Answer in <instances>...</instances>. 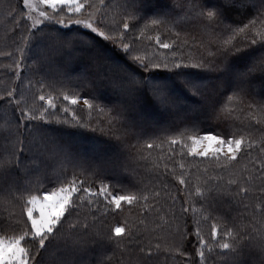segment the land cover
Here are the masks:
<instances>
[{"label": "snow or ice", "instance_id": "obj_1", "mask_svg": "<svg viewBox=\"0 0 264 264\" xmlns=\"http://www.w3.org/2000/svg\"><path fill=\"white\" fill-rule=\"evenodd\" d=\"M40 3L51 12L40 11L38 18L31 14L32 0H23L27 11L19 19L11 4L5 6L15 28L31 21L16 48L19 59L7 67L19 69L26 51L42 45L34 63L40 65L37 71L47 72L37 81L34 101L39 107L23 96L17 99L14 88L0 94L8 116L0 124V190L11 196L4 203L12 204L0 220V264H159L162 255L192 259L184 249L187 228L181 223L189 211L212 221L208 240L201 221L196 222L198 264H208L210 255L219 264H264V0ZM53 22L62 27H50ZM73 24L81 27L68 29ZM149 27L170 31L171 42H162L157 32L155 43L181 54L163 61L141 54L128 33L143 36ZM80 100L82 110L97 113L94 122H81L76 113L67 119ZM61 111L64 119L58 116ZM193 114L232 131L201 134L196 122L188 126ZM180 123L185 127L175 135H153ZM89 135L91 153L76 143L77 137ZM164 143L171 153L168 160L179 145L182 156L210 160L213 170L230 178L221 184L223 177L212 182L197 175L190 187L184 163L177 176L168 163L161 165L164 156L150 159ZM130 157L148 165L157 179L173 175L184 186L183 196L151 181L126 190L94 179L118 178L128 170ZM214 193L242 206L240 215L246 213L248 223L229 226L204 204L199 210L190 204L193 195L210 204ZM125 205L129 210L136 206L141 215L110 225L108 217L123 212ZM149 215L154 216L151 227Z\"/></svg>", "mask_w": 264, "mask_h": 264}, {"label": "trees", "instance_id": "obj_2", "mask_svg": "<svg viewBox=\"0 0 264 264\" xmlns=\"http://www.w3.org/2000/svg\"><path fill=\"white\" fill-rule=\"evenodd\" d=\"M112 0H109L111 2ZM107 2V0H106ZM183 2V0H181ZM53 28H56L53 26ZM59 28V27H58ZM79 27H70L68 29H75ZM68 29H64L65 31H68ZM177 31H183L185 29L177 28ZM86 31V30H85ZM154 31V32H153ZM160 32L161 33V41L162 42H169L174 39V36L171 34L170 31H166L164 28L152 30L151 27L149 29L145 30V33L143 36H140L138 32L136 33H128V39H131L133 36H135V43L134 47L136 45L141 44L144 48L147 50L151 51L152 49H155L154 52L159 51L160 53L159 56L162 58H155L158 60L163 61L164 58H170L166 57L167 55H170L171 52H174L176 56H179L181 54V50L178 49H162L159 47V45H156L154 43V39L156 36V33ZM127 42V40H126ZM109 47H112V45H109ZM40 48L41 46L35 48L34 51L29 52L27 51V60L26 62H33L32 67L39 68L40 65L38 63H34V61L37 60L38 56L40 55ZM171 51V52H170ZM4 49L2 50L0 48V53H3ZM189 52V49L185 47L182 50L183 55H187ZM119 55V53H118ZM1 59V55H0ZM24 66H22V71L24 70ZM47 72V68L44 69V72H40L39 74L42 76ZM13 72H9L7 67H0V79L4 80V84L6 88H11V82H15ZM3 86H0V91L4 92L5 90L2 89ZM0 92V94H2ZM59 103V102H58ZM0 108L2 110V113L0 111V116L3 119H7L8 116L6 115V104L3 101H0ZM5 112V113H4ZM11 110L7 109V113L9 114ZM18 115V114H17ZM0 117V124L2 122V118ZM190 124L192 122H196L199 126V128H202L206 131H211L214 133H225V132H230L232 129L227 128L225 125L217 123L214 120L211 119H206L203 114H194L189 118L188 121ZM184 123H182L180 126H182ZM250 130V129H246ZM69 132L75 131L74 129H68ZM259 133L257 132V135ZM84 138L90 139L89 136H85ZM160 141H157V143ZM173 149L176 153V155L171 159L168 160L167 157L171 155L169 151V145L165 144L162 145V148H155L152 150V155L150 159H154L160 156H164L165 160L160 161L161 165L164 163H168L169 168H175L176 169V175L181 174V169L179 168V163H184L185 169L183 171H186L190 174L188 177L191 181L192 185L196 183L195 177L199 175L201 179L205 178H213L212 182H216L214 178L216 177H223L222 180L219 182L221 184H226L227 180L230 178L226 172H221L219 169L213 170L210 165L211 161L207 159H201L199 157L193 158L188 155H181L177 151L178 146H173ZM258 152V149L254 150L253 154L255 155ZM127 155V154H126ZM127 166L128 170L127 172H123L118 178L113 177V176H107V177H96L94 179H101L105 181L111 182L113 185H119L120 187H124L126 190H131L133 188V185L137 184L138 181H143V183H148L149 181L156 183L159 186L166 184L168 186V190L172 193H177L180 196H183L184 194V186L180 185L178 180L171 174L166 175V176H160L158 179L156 177L155 173H150L148 169V165H146L143 161H139L135 159V157H130L127 159ZM209 168V171L207 173H204V169ZM161 171H163V167H161ZM97 185H93V187H96ZM117 191L119 188L116 189ZM194 192V187L192 188ZM2 195V196H1ZM4 200L11 201V196L9 193L6 191L0 190V220L4 219L5 217L8 216L9 211L12 210V204L11 203H4ZM161 204H164V200H161ZM190 204L196 208V209H201L202 204H204L205 207L210 208L212 215L215 217H223V221L221 223H227L229 226H232L241 220H243L244 223H248L249 218L247 214L245 213L244 216L242 217L240 213L245 212V210L242 208V206H238L234 201L231 200L230 197L227 195H216L215 193L213 194L212 200L210 204H205L204 201H202L200 198L196 197L193 195L190 198ZM185 207H189L188 204L184 205ZM179 207H180V202L178 201L177 203V212H179ZM5 208L8 209V211L5 210ZM18 208V207H17ZM166 211V209H163ZM16 211V209H15ZM116 215H119L117 220H110V218H114L113 216L108 217V223H114V222H122L125 218L127 219H133L139 215H141V211L139 208L136 206H133L130 210L127 205L124 206V211L117 213ZM115 215V216H116ZM154 219L153 215H149L148 220H149V226L151 227L152 220ZM121 220V221H120ZM197 221H201L200 227L202 228V234L205 238V240L209 239V232H210V224L212 221H207L204 222L202 221V215L198 211L196 213H193L192 211H189L185 214H183L182 217V226L187 228V240L184 242V249L187 251V253L192 257V259H188L187 257H180V256H165L162 255L159 258V264H198L199 257L196 255V250L199 247L196 235H195V230L197 227ZM156 223H160L159 220L155 221ZM260 225L257 224L256 227H259ZM157 233H153V235H156ZM159 234H163L162 232ZM208 264H219L217 257L215 255H210L208 258Z\"/></svg>", "mask_w": 264, "mask_h": 264}, {"label": "rangeland", "instance_id": "obj_3", "mask_svg": "<svg viewBox=\"0 0 264 264\" xmlns=\"http://www.w3.org/2000/svg\"><path fill=\"white\" fill-rule=\"evenodd\" d=\"M32 2L34 4V8H33L31 14L34 18L39 17L40 11L47 10V11L51 12V9L47 8L44 4L40 3V0H32ZM107 2L112 3V2H114V0H112L111 2H109V0H107ZM8 4H11L13 6V8L15 9L14 14H15L17 19L20 18V13L27 11L26 9H24L23 0H0V48L2 50L4 49L3 53H8V52L12 53L11 57H9L7 55H1L0 67H2V66L7 67L8 65H12L14 62V59H19L20 54L16 51V48L21 43V40H20L21 35L26 34V28L29 27L31 24V21H24L21 23L19 28H15L11 22V18L6 19V7L5 6ZM73 19H75V17H73ZM109 19H111V14H109ZM65 20H67V17H65ZM53 26L56 28L62 27L61 25H57L54 22L50 24V27L53 28ZM70 27H79L80 28L81 26L73 24V25L68 26V28H70ZM9 29H12V31H8ZM6 32H7V36H5ZM169 42H171V41H169ZM154 43H155V39H154ZM41 47H43V46L41 45ZM35 48H37V47H33L31 50H29V52L34 51ZM135 48L138 49L141 54L146 52L147 55L153 59L162 58L158 54V53H160L159 51L154 52L155 49H152L151 51H149L146 48H144L141 44L136 45ZM173 55H174V52H171L170 55H167L166 57H170V58H168L170 60L173 57ZM26 60H27V51H26L24 60L21 61V67L19 69H16L14 67L13 68L7 67L9 72L14 73L13 74L14 80H15V82L18 83V84H16L14 82H11V84H13V85H11V88H9V89H12V88L16 89L15 95H16L17 99H19L21 96H23L29 105H32L33 103H35V106L39 107L40 102L38 101V99H36L34 101V97H37L39 94V91H38L39 90V84L37 83V81L40 80L41 75L39 74V71H37L38 68L32 67L33 62L28 63V62H26ZM22 66H24V68H25L23 71H22ZM17 73H19V75H17ZM0 86H3L2 87L3 90H8V88L5 87L4 80H2V79H0ZM0 92H2V91H0ZM54 102H56L58 105H60L59 101H54ZM64 106H68V105L67 104L61 105V107H64ZM8 109L11 110L10 108H8ZM5 110L6 109H4V111ZM0 111L2 113L1 108H0ZM73 113H76V115L81 119V122L88 121L89 119H91L94 122L97 118L96 112H92L91 115H89V112L86 109L82 110V100H80L77 105L70 107V110L67 114V119H69L70 121L73 119ZM58 116L60 119L65 118V114L62 111L58 113ZM4 120L5 119L2 118L1 124L4 122ZM187 123H188V126L190 127L191 124L189 122H187ZM181 124L182 123L169 128V130L166 133L156 132L153 135L155 137H161V138L164 136L175 135L181 128L185 127V124L180 126ZM161 126L165 127L166 124H162ZM200 131H201V134H203L206 130L200 128ZM157 141H159V140H157ZM76 143H77V147L80 150H83L85 152L91 153L93 148H94V144H93L91 138L86 139L84 137H77ZM165 144H167V143H164L163 145H165ZM177 146H178L177 151L179 153H181V149H180L179 145H177ZM184 152L186 153L187 149H185ZM16 212H17V214L19 213V208H16ZM118 216L119 215H116L114 218H110V220H113V219L117 220L116 217H118ZM119 223H121V222H114V223H109V224L112 226H115L116 224H119Z\"/></svg>", "mask_w": 264, "mask_h": 264}]
</instances>
